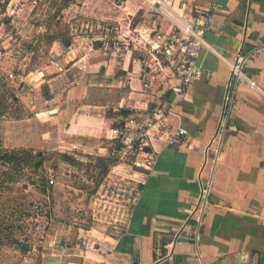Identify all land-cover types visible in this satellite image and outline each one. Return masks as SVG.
Returning a JSON list of instances; mask_svg holds the SVG:
<instances>
[{"label": "crops", "instance_id": "obj_1", "mask_svg": "<svg viewBox=\"0 0 264 264\" xmlns=\"http://www.w3.org/2000/svg\"><path fill=\"white\" fill-rule=\"evenodd\" d=\"M152 1L83 0L80 11L111 22L117 36L166 31ZM213 4L218 11L205 37L222 59L202 51L204 75L183 95L169 69L152 57L110 49L102 41L107 35L74 36L28 85L26 94L39 99L31 107L43 140L56 137L67 149L115 162L132 155L137 126L130 118L148 121L155 105H173L150 132L147 150L157 162L151 171L142 167L145 181L125 220L59 248L58 264H264V0H188L186 10L196 14ZM239 51L251 54L244 72L257 87L239 84L217 155L216 146L207 147L220 127L230 74L223 59L234 61ZM180 127L188 133L173 145L169 138ZM211 180L200 218L194 211Z\"/></svg>", "mask_w": 264, "mask_h": 264}, {"label": "rangeland", "instance_id": "obj_2", "mask_svg": "<svg viewBox=\"0 0 264 264\" xmlns=\"http://www.w3.org/2000/svg\"><path fill=\"white\" fill-rule=\"evenodd\" d=\"M81 1L0 0V151L20 158L0 154V264H58L59 248L122 223L145 181L136 156L115 162L43 140L39 99L19 89L74 36H117L111 22L81 14Z\"/></svg>", "mask_w": 264, "mask_h": 264}, {"label": "built area", "instance_id": "obj_3", "mask_svg": "<svg viewBox=\"0 0 264 264\" xmlns=\"http://www.w3.org/2000/svg\"><path fill=\"white\" fill-rule=\"evenodd\" d=\"M188 0H153L150 4L153 10L162 17L168 29L138 31L109 38L107 35L102 41L107 47L114 51L137 52L138 55L147 59L152 57L155 61L169 69L176 80L174 90L186 93L191 82L195 78L204 75L200 55L202 51H209L216 56H220L218 50L210 44L205 37L206 32L211 28L215 13L218 11L217 5L213 4L210 8L198 10L196 14L187 12ZM250 53L239 51L234 61H223L230 69L229 79L226 85L220 127L212 137L207 150L216 146V154L221 153L222 134L226 131L229 113L236 102V93L239 84L246 81L250 87L256 88L255 81L247 77L244 67L250 58ZM173 112V105L168 107L157 104L152 109L151 117L148 121H139L137 118H130L129 123L136 125L137 129L132 140V155L136 156L137 164L151 171L157 162V156L147 150L150 146L151 130H155ZM235 128L236 126L233 125ZM115 138L123 140L124 133L118 129L114 130ZM187 130L183 127L178 128L170 136L169 142L173 145H181L187 135ZM53 183V181H51ZM212 188V180L202 186L198 205L194 211L198 217L203 214L208 205ZM201 224V219L198 220ZM188 236L198 237L195 231H188ZM152 264H159L158 262Z\"/></svg>", "mask_w": 264, "mask_h": 264}, {"label": "trees", "instance_id": "obj_4", "mask_svg": "<svg viewBox=\"0 0 264 264\" xmlns=\"http://www.w3.org/2000/svg\"><path fill=\"white\" fill-rule=\"evenodd\" d=\"M71 42V41H70ZM70 42L67 44V48L69 47V44H70ZM4 53H6L5 52V50L3 49V48H1L0 47V55L1 54H4ZM3 98V97H2ZM5 103H7V101L5 102ZM4 103H3V101L1 100L0 101V112H1V110L3 109V105ZM0 154H3V158L5 159V160H7L8 162H12L13 161V159H20L19 157H14L13 155V152L12 151H5V152H3V151H0ZM1 159V158H0ZM18 163V162H17Z\"/></svg>", "mask_w": 264, "mask_h": 264}, {"label": "water", "instance_id": "obj_5", "mask_svg": "<svg viewBox=\"0 0 264 264\" xmlns=\"http://www.w3.org/2000/svg\"><path fill=\"white\" fill-rule=\"evenodd\" d=\"M22 88H25V89H28L29 86L27 84H25L24 82L20 83L19 85V89H22Z\"/></svg>", "mask_w": 264, "mask_h": 264}]
</instances>
